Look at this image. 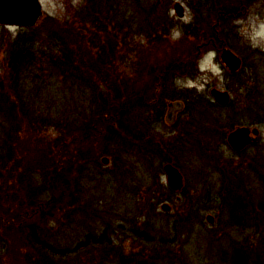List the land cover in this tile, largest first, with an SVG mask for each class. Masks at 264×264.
Returning <instances> with one entry per match:
<instances>
[{
    "label": "rangeland",
    "instance_id": "1",
    "mask_svg": "<svg viewBox=\"0 0 264 264\" xmlns=\"http://www.w3.org/2000/svg\"><path fill=\"white\" fill-rule=\"evenodd\" d=\"M177 1L185 7L184 17L175 11ZM41 2L44 16L35 27H0L5 77L0 82H13L8 54L19 37H36L29 68L39 77L19 80L23 99L14 89L2 90L6 104H32L26 114L0 112L7 130L10 123L23 126L13 159L2 150L8 169L14 161L37 167L30 171L31 188L46 201L54 196L63 210L50 208L52 214L44 208L42 216L31 215L23 178L0 177V214L9 211L17 226L28 223L23 231L13 223L5 230L8 243L21 251V263L16 255L5 257L1 247L0 264L35 260L33 243L70 253L81 248L78 256L69 255L70 264H117L123 258L122 264H264V123H254L264 117V0H222L217 12L207 9L213 0ZM222 14L227 18L213 38L182 32L194 20L213 28ZM224 47L242 57L237 73L221 61ZM66 52L67 67L53 63L64 62ZM66 68L78 69L84 79L66 74ZM162 72L165 78L157 79ZM158 85L169 97L172 91L176 97L197 96L198 108H189L201 122L194 139L161 126L163 132L150 136L140 124V111L127 101L135 100V93L152 94ZM212 88L230 92L228 109L209 103ZM105 101L117 112L109 114L110 107L108 115L100 114ZM119 105L128 110L119 113ZM226 122L228 128L258 125L261 134L236 152L226 141ZM0 133L4 144L1 126ZM168 158L184 170L186 188L198 198L196 212L186 207L183 215L176 196L170 213L162 209L171 196L162 168ZM54 164L60 167L51 175ZM209 214L216 217L214 224ZM178 218H183L179 225Z\"/></svg>",
    "mask_w": 264,
    "mask_h": 264
},
{
    "label": "trees",
    "instance_id": "2",
    "mask_svg": "<svg viewBox=\"0 0 264 264\" xmlns=\"http://www.w3.org/2000/svg\"><path fill=\"white\" fill-rule=\"evenodd\" d=\"M213 1L214 2H212V3H214V4L211 3L212 6H208V8H207L208 10H211L213 12H217L223 8L224 5H223L222 0H213ZM226 18H227L226 15L222 14L221 18L219 19L220 20L219 23H217V21H216L212 24L213 28L208 26L207 22H205L202 26V25H200V23H196L194 20V22H191V23H188V24H185L184 26H182V32L184 34L194 35L195 37L197 35V37H201V38H205V39L208 38V36H211L213 38L216 35V27L217 26L219 27L220 24L224 23ZM93 23L96 25L98 22H93ZM150 38H151V36H150ZM208 39H210V38H208ZM37 42L38 41H36V37L32 36L30 38H28V37L27 38H22V37L15 38L13 40V42L10 44L11 51L8 54L9 55L8 59H9V62H11L9 66L12 68V71H13L12 76L10 77V79H12L13 82L8 84V85H5L4 82H0V112L22 111V112H24V114H26L25 111L28 112V109H31L32 104H29L26 102L15 101V103H18V104H12V103L6 104V102L4 103L2 101V99L4 98L3 97L4 95L2 96L1 92L4 89H6V91L9 89H14L13 90L14 95L16 93L15 96H18V98L23 99L24 97H22V94L17 93V90L23 86L19 83V80L20 79L21 80L29 79V78L30 79L32 78V80H37L39 78L38 73L31 72V69L29 68L31 65L34 64L33 57L36 58L33 55L34 52L32 50L35 49L34 45L37 44ZM48 43H49V41H48ZM64 46H65V43H64ZM65 54L66 55L64 56V62H62V60L59 59V60H54L53 63H55L57 66H59V65H61V63L65 64L66 61L70 62V60L67 57L68 53L66 52ZM73 54H74V52H73ZM76 63H77L76 60H72L73 65H75ZM87 64H89V62ZM64 66L67 67L68 65L65 64ZM171 67H172V65H171ZM171 67L169 66V68H167V70H163V71L169 72ZM77 70L78 69H75V68H66V70L64 72L66 74H68V73L72 74V76H74L77 79H80V80L84 79L83 76H81ZM164 72H162V74H161L162 76L166 75V74H164ZM25 73H28V75H26ZM30 73H33L34 77H31ZM158 77L160 78L161 76L158 75L156 78L158 79ZM4 78L5 77L0 75L1 80ZM152 78L156 79L155 75ZM164 78H165V76H164ZM88 80L89 79L87 78V81ZM88 82H91V81H88ZM24 86L26 87V85H24ZM133 96H134L135 100L133 99L130 102V98H129V100L127 101L128 105H130V103H131L132 109H136V107L147 106L146 102H144L142 100L139 101V99H138L139 94L135 93ZM105 98L108 99L107 97H105ZM105 98H104V100H106ZM208 101L213 107H219V105L211 102L210 100H208ZM124 103H125V101H124ZM120 105H119V109H118L119 113H120V111L126 112L128 110V107L126 105L124 106V110ZM110 107H111L110 111H107L106 109H109ZM110 107L108 106V102L105 101L101 107V110L98 109V110H100L98 112H100V114H103V115H108V113L112 114V113L117 112V109H114L112 107V105ZM104 119H106V118H103V120ZM15 120H16V118L14 117V120H12V121H15ZM254 123H262L263 124L264 123V117L262 120L261 119H255ZM10 124H11V127H10L11 129L7 130L6 125L4 126V123H0L1 130L3 131V129H4V137H3L4 144L2 142H0V150H2V149L6 150L7 149V153H8L7 156H8L9 160L13 159V155L16 151L15 147H17V145L20 141L19 137L22 136V134H23V126L16 125L15 122L10 123ZM136 133H138V130H136ZM0 139H2V137H0ZM10 141H11V143H10ZM9 143L11 145H9ZM4 157H5V155L3 154V150H2V151H0V177H3V175L5 173H12L10 178H13L14 181H17L19 177L23 178V180H24V182H23L24 191L27 195V200H28L26 203L29 205V212L31 215H35V214L37 215V213H39V215L42 216L44 208H46L47 210L48 209L50 210V208L54 209L56 207V209H59V207H60V210L61 209L63 210V207L60 206V203L55 201L56 199L54 198V196H52L51 199H48L46 201L45 198H43V196L41 197L40 192L37 193V192H35L34 189L31 188L32 182L30 181V179H31L30 178L31 177L30 171L31 170H32V172H33V170L37 171L36 170L37 167L26 166L23 163L21 165H18L17 162L14 161V162H11L13 167L8 169V167H9L8 166V159H7V162L5 161L6 162L5 163ZM81 158H83V157H81ZM166 160L169 161L171 159L168 158ZM82 161H84V160H82ZM58 167H60V166L54 164L53 169L51 170V175H54L56 173L58 174ZM54 169H55V171H54ZM6 176H7V174H6ZM61 176H62V174L61 175L59 174L58 178ZM4 177H5V175H4ZM7 178H9V177L7 176ZM165 189L167 192H170V190L168 189L167 186L165 187ZM153 192H155V191H153ZM73 203L74 202L71 201L69 204H67V206L71 209ZM242 206H243V204H242ZM49 210L47 212H49ZM50 212H51V210H50ZM26 214H28V212H26ZM52 214H54V213H52ZM16 220H17V218L15 216H13L12 214H10L9 211H7L6 214H5V212L0 214V239L3 242V243H1L2 245H0V248L2 247L1 249L6 251L7 254L5 255V257H8L7 255H9V257H11L12 254H13L12 256L16 255L14 257L18 260L19 263H21V261H19V259L17 257L21 254V251H20V249L17 250L14 244L12 245V243H8V242H10L9 241L10 235L8 234V231H5L7 229V227H9V223L14 224V222ZM27 224L28 223H26L25 221H22L21 225L17 226L16 224H14L13 226L19 232L20 230L23 231L26 227L25 225H27ZM13 226H11V227H13ZM30 238L34 239L31 232H30ZM86 244H89V243H84L83 246H85ZM103 244H105V243H103ZM32 246H33V248H35V253L37 251L39 254V255L35 254L36 258L38 260H36V258L34 260V257L32 256V258H30L28 264H70V262L67 260L69 255L70 254H76L78 256L80 254V252L82 251L81 248L74 250L73 253H70L71 251L65 252V251L60 250V249H58V250L54 249L53 250V248L50 249L51 248L50 246H49L50 248H48V245H46V243L45 244L33 243ZM45 251H47V253L49 254L48 257L44 256L43 253L42 254L40 253V252H45ZM125 261L126 260L123 258L122 262L119 261V262H117V264H122ZM13 264H16V263L13 262Z\"/></svg>",
    "mask_w": 264,
    "mask_h": 264
},
{
    "label": "flooded vegetation",
    "instance_id": "3",
    "mask_svg": "<svg viewBox=\"0 0 264 264\" xmlns=\"http://www.w3.org/2000/svg\"><path fill=\"white\" fill-rule=\"evenodd\" d=\"M43 16H44V12H43L42 17ZM12 26L20 27L22 29L33 28V26L32 27H25V26H20L18 24H2V23H0V27L9 28ZM159 76H162V75H159ZM169 94H174V95L169 97L168 92L163 90L161 85L160 86L158 85V86H156V89L152 94L143 95L141 97H138L139 100L146 102V105H147V106L136 107V109L140 111L139 114H136L137 117H140V116L142 117V119L140 118L142 120V122L140 124L142 126H144L145 130L147 131L148 134H150V136L152 135L151 131L158 130L159 133H161V132H163L161 128L165 127V130L166 129L171 130L176 135L177 134H184L187 136V138H193L194 139L196 137L195 136L196 133L197 134L199 133V130L201 127V122H200L199 117L196 116V114L194 112H190L189 108H191V107H192V109L198 108L199 104L197 102V96L193 94L190 97H188V96L186 97V96H183V95L181 96L178 94V96L176 97V92L174 93V91H172V93H169ZM151 95H153V96H151ZM168 98H170V99H168ZM191 99H192V101H191ZM211 101L213 103L219 105V107L228 109V106L232 105V95H231L230 101H228L225 104H221L214 99H212ZM197 115H198V113H197ZM134 125H135V128L137 129L138 124H134ZM223 125L225 127V137H226V141L228 144H229L228 134L230 131H232V130L236 129L237 127H240V126H249V125L239 124V125H232L228 128V122H226V124H223ZM160 126H161V128H160ZM251 127H255V126H251ZM256 127L260 128L258 125H256ZM258 136L255 137V140L257 139ZM250 145H248L246 148H248ZM229 146L234 151H236L230 144H229ZM246 148H244L240 152L244 151ZM236 152H238V151H236ZM167 162L176 163L177 167L182 172L183 180H184V186L180 190H174V189L170 188L168 186V184H166V186L170 190L169 194L171 196L169 199L165 200V203H167L170 207L164 211L166 213H170L173 210V204H172V202H170L171 201L170 199H172L174 196H176V201H178V204L180 203L182 205V206L180 205L181 206L180 211L183 212L182 213L183 215L187 214V213H185L186 207H187V209L189 207H191L190 209L192 211L196 212V210L199 209V206H198L199 203L197 201L198 198L194 195V193L191 195L189 190L186 188V180H185L184 170L182 169V167H180L178 165V163L176 161H167ZM163 171H164V169H163ZM183 215H182V217H183ZM211 215L213 216L212 224H214L216 222V217L213 214H211ZM207 217H208V215H207ZM182 219L183 218H178V225H179L180 221H182Z\"/></svg>",
    "mask_w": 264,
    "mask_h": 264
},
{
    "label": "water",
    "instance_id": "4",
    "mask_svg": "<svg viewBox=\"0 0 264 264\" xmlns=\"http://www.w3.org/2000/svg\"><path fill=\"white\" fill-rule=\"evenodd\" d=\"M174 8L179 17H184L185 7L181 2L177 1ZM42 15L43 5L40 0H0V23L31 27L38 23ZM219 57L231 73H237L242 67V57L231 48H222ZM211 94L221 104H225L231 99V94L227 90L212 88ZM260 132V128L256 126H240L229 132L228 142L236 151H241L250 145ZM102 161L107 164L109 158L104 156ZM163 169L168 186L174 190L182 189L184 186L183 175L176 163L167 162ZM169 207L167 203L162 204L164 210ZM207 220L212 223L213 216L209 214Z\"/></svg>",
    "mask_w": 264,
    "mask_h": 264
},
{
    "label": "clouds",
    "instance_id": "5",
    "mask_svg": "<svg viewBox=\"0 0 264 264\" xmlns=\"http://www.w3.org/2000/svg\"><path fill=\"white\" fill-rule=\"evenodd\" d=\"M261 28H262V33L261 34H264V25H262ZM209 55H211V54H209Z\"/></svg>",
    "mask_w": 264,
    "mask_h": 264
}]
</instances>
